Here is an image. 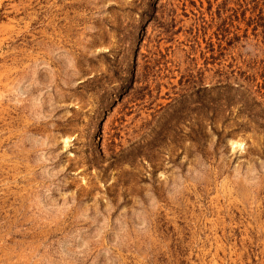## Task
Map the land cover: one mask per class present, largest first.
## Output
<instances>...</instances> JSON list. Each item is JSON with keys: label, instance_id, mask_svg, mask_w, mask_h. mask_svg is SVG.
<instances>
[{"label": "rangeland", "instance_id": "1", "mask_svg": "<svg viewBox=\"0 0 264 264\" xmlns=\"http://www.w3.org/2000/svg\"><path fill=\"white\" fill-rule=\"evenodd\" d=\"M0 264H264V0H0Z\"/></svg>", "mask_w": 264, "mask_h": 264}]
</instances>
